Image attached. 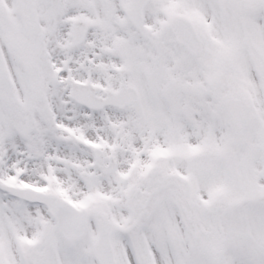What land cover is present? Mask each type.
<instances>
[{
    "label": "snow or ice",
    "instance_id": "6c2138e0",
    "mask_svg": "<svg viewBox=\"0 0 264 264\" xmlns=\"http://www.w3.org/2000/svg\"><path fill=\"white\" fill-rule=\"evenodd\" d=\"M0 264H264V0H0Z\"/></svg>",
    "mask_w": 264,
    "mask_h": 264
}]
</instances>
